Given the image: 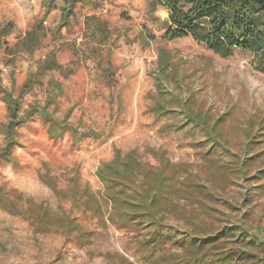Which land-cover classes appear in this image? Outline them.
<instances>
[{
  "label": "rangeland",
  "instance_id": "obj_1",
  "mask_svg": "<svg viewBox=\"0 0 264 264\" xmlns=\"http://www.w3.org/2000/svg\"><path fill=\"white\" fill-rule=\"evenodd\" d=\"M132 1H97V14L85 19L87 11L76 14L74 8L70 29L53 42L65 0H0V27L12 23L14 29L0 36V189L8 200L21 195L19 214L0 206V264H158L180 255L183 246L136 224L123 226V213L112 209V184L100 178L99 169L117 154L123 162L133 155L142 163L148 187L158 174L179 181L190 200L178 195L170 202L166 225L199 235L203 228L236 223L246 212L243 203L254 185L229 178L225 170L240 172V158L254 159L251 175L264 169L259 59L240 51L223 59L191 38L163 40L167 11ZM257 24L264 31V15ZM52 54L62 70L38 78L23 95L38 61ZM53 79L63 86L50 108L56 137L36 114L18 125L9 143L2 131L11 118L5 93L25 117L32 105L47 102ZM198 124L201 132L195 131ZM196 185L214 191L213 200L198 194ZM261 195L253 201L255 227L264 226ZM230 205L243 210L233 212ZM84 233H91V243L76 238Z\"/></svg>",
  "mask_w": 264,
  "mask_h": 264
},
{
  "label": "trees",
  "instance_id": "obj_2",
  "mask_svg": "<svg viewBox=\"0 0 264 264\" xmlns=\"http://www.w3.org/2000/svg\"><path fill=\"white\" fill-rule=\"evenodd\" d=\"M78 1L65 0L58 30L52 37L53 42L60 40L59 35L63 28L70 29V21L74 16V8ZM149 1L151 4L161 6L168 13V24L162 37L163 40L173 42L191 38L198 44L205 45L223 59L232 58L237 51L253 53L259 59L260 68L264 74V31L257 24L258 19L264 15V0ZM95 19L96 17L90 18V20ZM13 30L12 23L0 27V36L9 37L13 34ZM32 34L33 31L27 32L25 38H30ZM19 42L20 39H18L17 44ZM61 70L62 67L58 64L54 54L45 59H40L37 63V72L29 76L22 86L21 93L24 95L30 91L36 80L43 75ZM47 93V102L42 106L32 105L25 117H21L20 106L14 101L13 95L5 93L4 101L8 105L11 118L2 131L6 134L9 143H14L13 140L18 134V125L27 122L36 114L46 118V122L51 125L50 134L53 138L56 137L53 126L57 124V121L50 108L55 98L60 97L59 95L63 93V86L54 79L50 80ZM205 117L207 118L206 124L210 127L208 117ZM201 127L198 124L195 131L201 132ZM63 131L62 129L61 132ZM240 160L243 162V168L240 172L232 166H227L229 169L225 171L229 178L236 175V179L248 180L254 185L251 190H247L248 195L243 203L246 212L241 220L236 223L208 230L203 228L202 234L199 235L193 232L180 231L164 223L166 210L174 198L179 195L190 200L188 195L183 193L178 186L179 181L173 182V179L170 180L168 177L158 174L157 183L153 187H148L146 180L148 173L142 170V163L133 155L123 162L120 154H117L113 162L99 169V176L112 184L108 188L107 197L114 212L123 213V226L136 224L142 229H147L148 233L153 236H162L174 245L183 246L180 255L170 254L164 258V263L158 262V264H264V226L258 224L255 227L250 223L251 218L254 217L255 203L253 201L256 199L255 197L262 196L261 194L264 193V185L260 183L264 180V169L251 175V171L255 167L254 159L243 160L240 158ZM121 162L123 166L120 165ZM140 176L143 179L137 184ZM206 187L197 186L199 191L196 192L206 196L207 199L205 198V200L212 201L214 191L209 189L208 193ZM128 190L133 191V193H127ZM20 199L21 195H17L16 199L8 200L3 190L0 189V206L4 210L19 214L18 202ZM201 203L206 205L205 201H201ZM230 207L233 212H242L243 210L233 205ZM206 208L229 218V214H222L210 206ZM30 212L37 213L38 211L36 208H31ZM37 218L43 220V215H38ZM41 222L44 223V220ZM221 222L224 221L221 220ZM76 238L84 244L92 242L91 233H84Z\"/></svg>",
  "mask_w": 264,
  "mask_h": 264
},
{
  "label": "crops",
  "instance_id": "obj_3",
  "mask_svg": "<svg viewBox=\"0 0 264 264\" xmlns=\"http://www.w3.org/2000/svg\"><path fill=\"white\" fill-rule=\"evenodd\" d=\"M100 2L103 3L102 0H79L78 3L75 6V13H78V10H83L84 9L87 11V15L84 16V19L87 18L88 16H91L93 14H97V10H95L93 8L95 2ZM123 4H125L126 6H131L133 5V1L132 0H120ZM143 2H147L148 4H150L149 0H140L139 1V5H143ZM106 6V4H105ZM108 7V6H107ZM107 11V10H106Z\"/></svg>",
  "mask_w": 264,
  "mask_h": 264
}]
</instances>
